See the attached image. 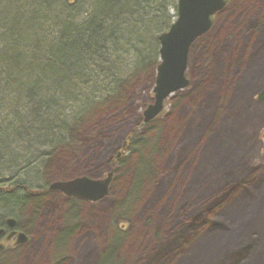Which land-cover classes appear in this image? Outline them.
<instances>
[{
    "label": "rangeland",
    "instance_id": "374dc122",
    "mask_svg": "<svg viewBox=\"0 0 264 264\" xmlns=\"http://www.w3.org/2000/svg\"><path fill=\"white\" fill-rule=\"evenodd\" d=\"M155 78L136 84L125 104L102 113L103 123L93 118L81 140L60 148L41 178L30 179L35 190L113 173L109 195L97 203L54 192L8 195L0 221L17 219L32 243L27 251L2 255L0 264H102L114 241L119 246L111 264H183L185 251L195 252L201 264H261L236 248L221 260L207 246L197 248L212 232L206 221L213 212L237 210L240 221L256 210V225L237 244L255 233L264 253V104L257 101L264 86V0H226L191 48L188 87L143 126ZM132 134L142 137L141 145L130 149L119 169L111 166ZM247 184L254 198L244 194ZM198 199L203 205L193 207ZM112 208L120 211L110 216ZM259 259L264 264V255Z\"/></svg>",
    "mask_w": 264,
    "mask_h": 264
},
{
    "label": "trees",
    "instance_id": "16d2710c",
    "mask_svg": "<svg viewBox=\"0 0 264 264\" xmlns=\"http://www.w3.org/2000/svg\"><path fill=\"white\" fill-rule=\"evenodd\" d=\"M177 12L178 0H0L2 208L18 192L43 197L47 188L32 189L30 179L41 178L57 151L81 140L79 135L91 127L93 118L125 104L136 84L154 82L159 38L170 30ZM141 140L130 135L119 150L121 158L114 157L111 166L119 169ZM248 185L240 189L254 198ZM202 202L196 200L193 207ZM244 216L239 221L237 210L213 212L206 221L212 232L197 250L207 246L210 255L221 260L236 248V253L262 264L259 257L264 253L257 244L263 239L250 233L246 242L237 244L260 213L253 210ZM4 220L2 216L0 222ZM118 246L114 241L102 264L113 262ZM194 255L185 251L180 257L201 264V257Z\"/></svg>",
    "mask_w": 264,
    "mask_h": 264
},
{
    "label": "water",
    "instance_id": "95a60500",
    "mask_svg": "<svg viewBox=\"0 0 264 264\" xmlns=\"http://www.w3.org/2000/svg\"><path fill=\"white\" fill-rule=\"evenodd\" d=\"M226 5V0H178V17L170 30L160 38V64L157 67L154 98L143 112L144 123H150L161 115L165 102L175 93L184 90L189 85L186 76L189 54L193 44L213 25V17L220 13ZM257 101L264 104V88L258 93ZM121 154H118V158ZM113 173L105 179L97 180L80 177L67 181H56L49 187L50 191H59L70 198L88 202H99L110 192ZM4 188L0 187V192ZM9 227H14L16 221L9 219ZM24 242L26 238L19 237Z\"/></svg>",
    "mask_w": 264,
    "mask_h": 264
},
{
    "label": "flooded vegetation",
    "instance_id": "af4514ba",
    "mask_svg": "<svg viewBox=\"0 0 264 264\" xmlns=\"http://www.w3.org/2000/svg\"><path fill=\"white\" fill-rule=\"evenodd\" d=\"M49 187L44 195L54 192L56 194H59L61 198L64 199H69V200L77 199V198L67 197L66 195H64L59 191H50ZM9 219L12 218H6L4 221L0 222V257L9 252L27 251L28 249H30V245L32 243L31 235L26 231L25 228L21 227L19 221L17 219H14L16 221V224L14 225V227L11 228L7 223ZM21 235H23L26 238L25 242L24 240L21 241V239L19 238Z\"/></svg>",
    "mask_w": 264,
    "mask_h": 264
},
{
    "label": "bare ground",
    "instance_id": "6f19581e",
    "mask_svg": "<svg viewBox=\"0 0 264 264\" xmlns=\"http://www.w3.org/2000/svg\"><path fill=\"white\" fill-rule=\"evenodd\" d=\"M264 88V86L257 92V93H259L262 89ZM118 102V101H117ZM117 102H112L111 103V105H115V106H117ZM114 106H112V108H113ZM105 120H104V116L102 115V114H99V116L97 117V119H96V122H98V123H103ZM89 129H90V127H88V128H85V130L86 131H89ZM85 131V132H86ZM157 159H158V157H157ZM118 211H120L119 210V208H112V210L110 211V216H113V215H115V214H117V212ZM126 240H128V239H126Z\"/></svg>",
    "mask_w": 264,
    "mask_h": 264
}]
</instances>
